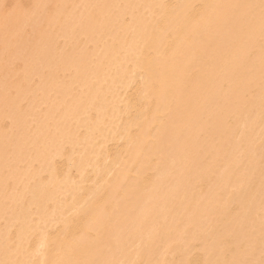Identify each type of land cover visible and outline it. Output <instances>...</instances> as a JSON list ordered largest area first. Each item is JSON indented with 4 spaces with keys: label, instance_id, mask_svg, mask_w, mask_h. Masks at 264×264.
I'll use <instances>...</instances> for the list:
<instances>
[{
    "label": "bare ground",
    "instance_id": "1",
    "mask_svg": "<svg viewBox=\"0 0 264 264\" xmlns=\"http://www.w3.org/2000/svg\"><path fill=\"white\" fill-rule=\"evenodd\" d=\"M0 264H264V0H0Z\"/></svg>",
    "mask_w": 264,
    "mask_h": 264
},
{
    "label": "rangeland",
    "instance_id": "2",
    "mask_svg": "<svg viewBox=\"0 0 264 264\" xmlns=\"http://www.w3.org/2000/svg\"><path fill=\"white\" fill-rule=\"evenodd\" d=\"M11 5V3L10 2H8V6H10Z\"/></svg>",
    "mask_w": 264,
    "mask_h": 264
}]
</instances>
